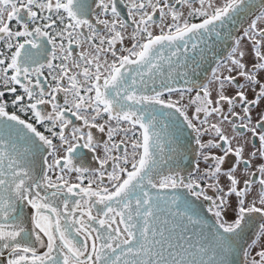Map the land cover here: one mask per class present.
<instances>
[{
  "label": "snow or ice",
  "instance_id": "obj_1",
  "mask_svg": "<svg viewBox=\"0 0 264 264\" xmlns=\"http://www.w3.org/2000/svg\"><path fill=\"white\" fill-rule=\"evenodd\" d=\"M0 264H264V0H0Z\"/></svg>",
  "mask_w": 264,
  "mask_h": 264
}]
</instances>
